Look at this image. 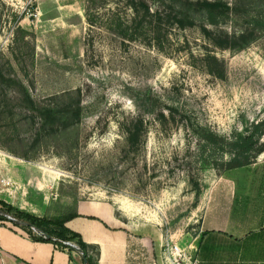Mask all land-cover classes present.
<instances>
[{
	"label": "rangeland",
	"instance_id": "374dc122",
	"mask_svg": "<svg viewBox=\"0 0 264 264\" xmlns=\"http://www.w3.org/2000/svg\"><path fill=\"white\" fill-rule=\"evenodd\" d=\"M191 1L215 16L180 26L173 0H0V201L72 217L47 230L82 262L190 264L213 189L264 183V153L224 171L230 157L201 138L264 120V0Z\"/></svg>",
	"mask_w": 264,
	"mask_h": 264
},
{
	"label": "crops",
	"instance_id": "0c3cea01",
	"mask_svg": "<svg viewBox=\"0 0 264 264\" xmlns=\"http://www.w3.org/2000/svg\"><path fill=\"white\" fill-rule=\"evenodd\" d=\"M237 190L231 183L213 189L204 230L192 255L195 264H264V183L250 192ZM0 264L84 262L75 252L35 241L22 228L0 221Z\"/></svg>",
	"mask_w": 264,
	"mask_h": 264
},
{
	"label": "trees",
	"instance_id": "16d2710c",
	"mask_svg": "<svg viewBox=\"0 0 264 264\" xmlns=\"http://www.w3.org/2000/svg\"><path fill=\"white\" fill-rule=\"evenodd\" d=\"M154 1V0H143ZM172 4H167V16L176 19L180 26H194L198 21H204L215 16L217 4L206 2H193L191 0H173ZM148 13L155 21H159L163 14L161 12L151 13L150 8ZM164 10V9H163ZM165 12V11H164ZM69 113L59 114L57 119H66ZM206 148L213 149L219 153L220 159H224L226 155L230 158L223 163L224 171H230L242 167L249 166L264 153V143L261 142L264 138V120L252 125L248 128L244 135L236 136L233 139L220 138L214 133H204L201 135ZM72 217L66 218L65 221L52 222L45 218H39L25 211H22L11 204L0 201V221L10 222L14 226L20 227L27 231L31 238L38 242L54 243L53 236L48 232L47 228L51 225L64 227L66 221ZM31 227H35L42 233V236L37 238L33 235ZM73 237L80 241L81 252L86 254V245L83 243L81 236L74 233ZM84 264H91L88 258L85 257Z\"/></svg>",
	"mask_w": 264,
	"mask_h": 264
},
{
	"label": "built area",
	"instance_id": "2783aa9c",
	"mask_svg": "<svg viewBox=\"0 0 264 264\" xmlns=\"http://www.w3.org/2000/svg\"><path fill=\"white\" fill-rule=\"evenodd\" d=\"M7 183V182H6ZM7 185V184H6ZM31 230H32V232L33 233H37L39 230H37L35 227H31ZM176 251H178V252H180V250L178 249V248H176ZM171 254H173V250H171V252H170ZM180 255V254H179ZM181 256V255H180ZM185 256V255H184ZM185 259H187L186 258V256H185ZM174 263L173 264H181L179 261H178V259H177V257L175 256V258H174ZM188 261H190V260H188ZM190 264H195V261H191L190 262Z\"/></svg>",
	"mask_w": 264,
	"mask_h": 264
}]
</instances>
